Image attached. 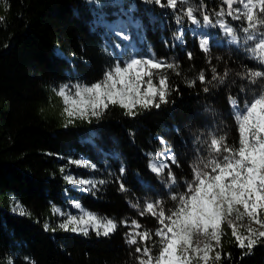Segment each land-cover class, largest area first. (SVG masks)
<instances>
[{
    "label": "trees",
    "instance_id": "obj_1",
    "mask_svg": "<svg viewBox=\"0 0 264 264\" xmlns=\"http://www.w3.org/2000/svg\"><path fill=\"white\" fill-rule=\"evenodd\" d=\"M161 3L165 7L146 0H0V264H137L139 253L126 234L154 233L160 227L154 215L140 214L147 203L163 201L166 210L176 206L171 195L186 191L192 163L205 156L206 141L197 134L208 130L210 138L223 135L238 147L229 97L241 106L250 100L261 82L251 84L244 74L264 72V64L239 46L213 42L204 52L192 31L195 24L184 16L189 5L173 9L167 0ZM201 3L215 23L221 0L189 1L193 8ZM195 15L203 21L200 11ZM120 19L129 36L107 27ZM212 30L221 32L218 25ZM133 58L175 65L163 70L171 90L168 102L159 108L138 106L135 116L110 106L98 119L69 123L59 89L96 83L119 61ZM212 67L220 76L229 75L223 83L202 84L198 76L203 72L211 81ZM170 154L176 164L167 159ZM153 157L169 164L177 179L172 188L168 169L161 177L150 170ZM66 176L96 182V187L69 183ZM85 213L111 219L117 229L103 236L91 224H70L68 231L59 227L70 217L86 219ZM132 221L141 227L134 229ZM233 222L241 235L257 227L246 216ZM73 226L87 227L88 234L71 231ZM222 232L216 248L221 259L212 264H264V239L249 254L237 246L226 222ZM154 241L156 254L158 238L153 235L148 244Z\"/></svg>",
    "mask_w": 264,
    "mask_h": 264
},
{
    "label": "snow or ice",
    "instance_id": "obj_2",
    "mask_svg": "<svg viewBox=\"0 0 264 264\" xmlns=\"http://www.w3.org/2000/svg\"><path fill=\"white\" fill-rule=\"evenodd\" d=\"M89 2L99 4V0H89ZM146 2L165 7L161 0H146ZM178 3L189 5L184 9V16L193 24L200 25L201 21L195 15L200 11L204 26L218 25L225 35L231 38L230 43L237 41L236 29L225 23L222 18L228 16L233 20L243 21L247 25L242 28L246 34L245 43L257 40L259 33V40L250 51L255 59L264 64V32H259L260 28H264V0H221L222 6L214 13L217 17L215 23L202 11L204 8L202 3L197 8H193L189 0H167V7L175 9ZM235 5L239 7H234ZM177 22H180L179 17ZM107 27L115 31L119 25H107ZM124 39L127 37L125 36ZM200 48L206 53L209 51L206 39L200 40ZM189 57L191 58V53ZM174 67V64H166L154 58H133L126 62L124 67L117 64L96 83L76 84L71 89L68 85H64L57 95L63 99L64 112L69 117V123L73 119L89 120V122L90 117L98 119L110 106H119L125 109L126 115L135 116L137 113L134 109L138 106L144 109L159 108L161 104L168 102L167 97L171 90L168 77L163 74V70ZM211 72V81H206L203 72L198 76V80L202 84H211L212 81L223 83L224 78L229 75L227 71L223 76L218 75L215 67L211 68ZM244 76L254 85L260 81L261 87L250 100L243 102V106L237 98L229 97L239 132L238 147L230 146L226 136H213L208 143L207 156L197 157L191 165L193 176L191 181L186 182V191L171 195L170 198L176 202V206L166 210L163 201L159 200L145 205L140 214L154 215L160 227L154 233L143 230L126 234L127 243L136 246L135 252L139 253L136 258L137 264H194V262L212 264L213 259L219 261L221 253L216 248L220 245L223 235L222 225L225 222L231 228L237 246L242 249L247 248L249 254L258 241L264 239V218H262L264 217V72L249 70ZM154 78L158 82H154ZM194 83H190L189 86H193ZM203 91L208 92L209 88L205 86ZM161 143L166 142L161 139ZM168 151L166 146L165 152ZM157 155L164 153L158 152ZM167 159L172 164L177 163L175 154L168 155ZM76 163L84 167H95L86 161ZM149 168L157 177H161L165 169H168L167 186L172 188L177 184V179L168 163H157L153 157ZM65 179L69 183L91 184L92 188L96 187V182L93 181L76 180L71 176H66ZM98 183L105 182L101 180ZM120 190L126 191L123 184L120 185ZM75 207L81 206L77 203ZM54 211L58 210L54 209ZM85 216L86 219L82 217L79 221L76 217H70L59 227L68 231L70 224H91L96 234L103 236H108L117 229V223L111 219L99 218L91 213H85ZM245 216L257 227L249 226L246 229L247 234L241 235L233 221L242 220ZM121 223L127 224V221ZM47 227L45 225L46 229ZM132 227L139 229L141 225L132 221ZM71 231L88 234L87 227L83 226H73ZM153 235L158 238L159 244L156 254H153V247L157 241H154L152 246L148 244V241L153 239ZM198 236L205 238L202 247L195 241Z\"/></svg>",
    "mask_w": 264,
    "mask_h": 264
},
{
    "label": "rangeland",
    "instance_id": "obj_3",
    "mask_svg": "<svg viewBox=\"0 0 264 264\" xmlns=\"http://www.w3.org/2000/svg\"><path fill=\"white\" fill-rule=\"evenodd\" d=\"M191 1V0H189ZM237 6V5H235ZM225 23L228 25L232 26L233 28L236 29V34H237V41L235 43H230L231 38L227 35H225L224 31L220 28L221 32L213 31L211 26H204L203 21L200 23V25H196L193 27L192 31L196 33L200 39H206L208 41V44L210 45L211 43H219L220 45L224 44L227 46H239L243 50H245L249 55L253 57V53L250 51V49L254 46V44L259 40V33H257V40L254 41H248L245 43V36L246 34L242 31L243 27H246L247 25L243 21H236L231 19L222 18ZM214 23V22H213ZM114 25H119V27L116 28V32H120L121 35H126L129 36V31H128V25L124 21V19H120L118 22H116ZM259 32H264V28H260ZM214 33H217L214 34ZM132 48H136L135 45L132 43ZM152 52V50H150ZM138 59V58H135ZM255 59V58H254ZM258 60V59H257ZM259 61V60H258ZM128 62V61H127ZM126 62L122 63L119 61V65L121 67H124ZM208 128H212L211 126H208ZM197 137H201L202 141H206V147H205V156L208 154V143L211 140V136L208 130H206L203 133L197 134ZM203 145V143H201ZM204 148V146H203ZM204 156V154H203ZM145 206L141 207L143 210ZM138 231V230H136ZM195 241L202 247L203 243L205 242V238L202 236H198L195 238Z\"/></svg>",
    "mask_w": 264,
    "mask_h": 264
},
{
    "label": "built area",
    "instance_id": "obj_4",
    "mask_svg": "<svg viewBox=\"0 0 264 264\" xmlns=\"http://www.w3.org/2000/svg\"><path fill=\"white\" fill-rule=\"evenodd\" d=\"M214 34H216V35H217V33H214Z\"/></svg>",
    "mask_w": 264,
    "mask_h": 264
}]
</instances>
